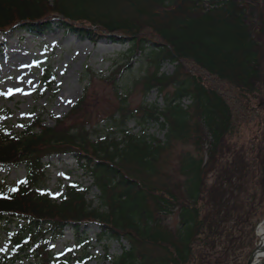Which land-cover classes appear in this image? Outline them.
Listing matches in <instances>:
<instances>
[{
	"label": "trees",
	"instance_id": "obj_1",
	"mask_svg": "<svg viewBox=\"0 0 264 264\" xmlns=\"http://www.w3.org/2000/svg\"><path fill=\"white\" fill-rule=\"evenodd\" d=\"M121 3L126 11L113 16ZM55 30L127 45L126 70L146 52L154 70L141 82L146 93L162 94L164 107H146L139 120L158 124L165 140L148 142L124 130L134 115L122 108L107 122L121 132L123 146L94 142L64 120L46 127L36 118L18 135L0 133V167L26 171L13 191L0 195V234L9 247L0 262L22 264L28 252L37 264H86V256L53 261L43 254L66 230L83 242V228L96 225L98 244L127 243L111 264H247L264 210V145H258L264 140V0H0V34ZM164 63L174 66L172 75L159 73ZM185 99L190 104L183 107ZM251 128L253 139L239 142L240 132ZM177 143L193 153L178 155L170 179L158 163ZM52 153L71 155L85 169L98 207L86 202L87 188L68 186L58 203L37 192L46 180L43 158Z\"/></svg>",
	"mask_w": 264,
	"mask_h": 264
},
{
	"label": "rangeland",
	"instance_id": "obj_2",
	"mask_svg": "<svg viewBox=\"0 0 264 264\" xmlns=\"http://www.w3.org/2000/svg\"><path fill=\"white\" fill-rule=\"evenodd\" d=\"M117 6L112 12L113 16L126 11L125 3ZM58 20L52 17L50 22L56 26ZM18 35L0 34V133L18 135L36 118L46 127L54 126L57 120H64L69 122L67 126L71 128H83L94 142L120 143L123 146L121 132L112 127L113 123L107 122L110 116L122 108L125 113L134 115L126 119L124 130L143 136L148 142L152 139L164 142L165 130L156 123L143 124L139 120L146 107L160 110L164 107L162 94L157 89L146 93L141 82V78L154 70L146 52L131 59L132 67L126 70L123 65L129 60L127 45L111 44L106 39L92 43L86 38L80 39L61 30L40 38ZM10 53L14 55L10 56ZM17 57L18 63L8 66L11 59ZM44 71H48L51 78L50 88L44 79ZM173 72V65L164 63L160 66V74L169 76ZM82 97L78 114L69 118V111ZM181 104L186 107L190 101L185 99ZM254 131V128L242 130L238 141L249 143ZM260 139L258 145L263 146L264 140ZM228 143L233 144V140L228 139ZM184 152L193 153V148L190 145L174 144L169 152L161 156L158 163L160 171L170 176V179H175L178 155ZM43 163L47 166L46 180L37 192L49 195L58 203L68 186L78 190L87 188L86 202L92 208L99 206L97 189L73 156L52 153L43 158ZM25 175L26 171L21 165L0 167V195L13 191ZM148 178L151 181L156 179ZM176 221L173 215L168 223L173 227ZM263 224L262 209L254 229V250L259 243L258 231L263 229ZM83 229L86 232V240L83 242H76L71 232L66 230L64 236L55 239L43 255L47 254L53 261L59 257L75 259L86 256V264H111L121 254V245L127 247L126 242L120 244L113 240L98 244L95 240L98 232L96 225H88ZM250 251V247L246 248L242 257L248 258ZM6 255H9V247L6 246L5 236L0 234V259ZM26 255L20 261L22 264H37L34 254L26 252Z\"/></svg>",
	"mask_w": 264,
	"mask_h": 264
},
{
	"label": "bare ground",
	"instance_id": "obj_3",
	"mask_svg": "<svg viewBox=\"0 0 264 264\" xmlns=\"http://www.w3.org/2000/svg\"><path fill=\"white\" fill-rule=\"evenodd\" d=\"M9 55L12 56V55H14V53H10ZM16 59H19V57L15 58V59H11V62L9 63L8 66H13L14 64H16V62H17ZM263 229H264V227H263ZM263 229H260L258 231L259 243L256 246L253 253L251 254V257L248 261V264H264V230Z\"/></svg>",
	"mask_w": 264,
	"mask_h": 264
},
{
	"label": "water",
	"instance_id": "obj_4",
	"mask_svg": "<svg viewBox=\"0 0 264 264\" xmlns=\"http://www.w3.org/2000/svg\"><path fill=\"white\" fill-rule=\"evenodd\" d=\"M251 257V256H250ZM250 259V258H249ZM249 261V260H248ZM248 264V263H247Z\"/></svg>",
	"mask_w": 264,
	"mask_h": 264
}]
</instances>
